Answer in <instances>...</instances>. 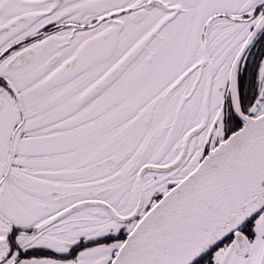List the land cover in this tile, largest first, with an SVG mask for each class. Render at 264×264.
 Instances as JSON below:
<instances>
[{
	"label": "snow or ice",
	"instance_id": "1",
	"mask_svg": "<svg viewBox=\"0 0 264 264\" xmlns=\"http://www.w3.org/2000/svg\"><path fill=\"white\" fill-rule=\"evenodd\" d=\"M0 264H264V0H0Z\"/></svg>",
	"mask_w": 264,
	"mask_h": 264
}]
</instances>
